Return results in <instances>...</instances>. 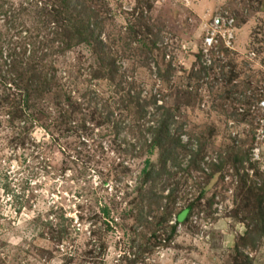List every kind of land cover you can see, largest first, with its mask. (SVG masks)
I'll return each mask as SVG.
<instances>
[{
    "label": "rangeland",
    "instance_id": "rangeland-1",
    "mask_svg": "<svg viewBox=\"0 0 264 264\" xmlns=\"http://www.w3.org/2000/svg\"><path fill=\"white\" fill-rule=\"evenodd\" d=\"M80 1L113 81L94 78L88 44L64 49L45 0H0L1 60L15 46L46 51L39 69L50 80L24 108L0 61V264H264V222L249 219L247 193L264 196V0ZM167 110L180 170L168 161L170 175L142 185L145 160L159 165L147 129Z\"/></svg>",
    "mask_w": 264,
    "mask_h": 264
},
{
    "label": "trees",
    "instance_id": "trees-1",
    "mask_svg": "<svg viewBox=\"0 0 264 264\" xmlns=\"http://www.w3.org/2000/svg\"><path fill=\"white\" fill-rule=\"evenodd\" d=\"M45 1L46 3L50 4V8L52 10L51 12H53L52 16L54 18H60V21H62V26L64 27L63 29L67 32V37H66L67 40L65 41L64 49H68L71 42L73 41H76L77 43L82 42L88 44L92 52L97 57L100 65L98 66V71H95L93 74L94 78L99 79L106 77L107 80L113 81L118 72L117 67L115 65L114 60L111 59V56L104 54L103 52L104 47L102 43L97 39L98 35L95 34V30L96 28H98L99 24L95 22L94 27L92 29L90 28L92 26V23H90L89 20L90 18H92V15L90 16L86 13L85 8L81 5L82 2L80 0L76 2L72 0H45ZM6 22L11 23V21L8 22V19L6 20ZM60 35L61 33H59V31L53 32V36H54L53 38H55V40H57V38H60L57 37ZM55 40L51 39L50 44L56 42ZM42 46L44 48L46 45L42 44ZM20 49H18L16 46L13 49H11V51L8 49V55L7 57H4L3 61L1 60L2 56L0 54V61L6 67L7 74L8 73L10 75L15 74L14 78H12V81L15 84L14 86L18 91H19L18 88L20 89L23 88L22 91L24 94L23 105L24 108H28V102H29L28 100L31 93L34 96H38L41 92L46 91L50 86V80H48L42 74V71L39 69L41 67L39 63H41V61L46 58V51L45 53L40 54L41 55L40 58H37L36 56L37 51H30V50L27 51V49L25 48L24 50L22 49L20 50ZM61 51L62 50H60V52ZM105 59H106V63H104ZM20 86H22V88ZM127 98H129V96H127ZM131 99L132 98H129L128 100L131 102ZM66 100L68 104L71 103L69 99ZM153 104H155V100H153ZM135 106L140 108V110L136 112L138 116L143 117L144 113L142 112V106L137 102ZM157 109L158 111L161 110V108H157ZM111 116L112 113L110 111H107L104 119L108 120L109 117ZM170 118H171V113L168 110L164 111L161 115V118L157 121V126L155 128L147 129L148 133L151 135V138L148 140V142L144 141L145 146L147 152L149 153H152L154 150H158L159 165L158 167L154 166V164L151 163L149 159L145 160L144 166L140 170V180L142 185L147 181H152V182L156 181L164 173L170 175L171 173L166 171L168 161L172 162L170 167L176 168L177 171L180 170V163L177 162V158L176 156H174V154L177 151V149L182 146L180 144L179 139L173 136L169 131ZM126 152L129 151L126 150ZM200 158H202V148H199V150H197L195 153H192V157L190 158L189 165L187 166V168L189 167L193 168L195 166L197 167L198 160ZM234 159H235L234 161L235 164L242 163L241 157H234ZM254 188L255 186L252 185L249 186L247 189V193L251 198V200L253 199L255 205L254 206L255 211L252 213L249 219L252 222H256L259 225H261L264 222V209H263L264 196H262L260 193L263 189L262 190L255 189L256 192H253ZM258 191L260 192L258 193ZM174 193L175 191L172 190L171 194H169V196L167 197L168 198L167 206H165V208L163 209V215H161V217H158L155 223V227H158L162 223L166 222V218L169 215L170 204L175 200ZM151 197L158 201V197L154 195H152ZM192 207L193 205L191 204L185 207L184 209L180 210L174 217L175 224H179L181 222L187 221L188 216L192 211ZM101 213L103 214V216L109 217V211L106 207L101 209ZM260 231L262 232L264 230H260ZM174 232H175V225H172L167 240H170L172 238ZM257 232L258 231L255 230V233ZM253 237L254 234H252L250 231L247 232L246 237L243 236L241 240L243 244H247L253 240Z\"/></svg>",
    "mask_w": 264,
    "mask_h": 264
},
{
    "label": "built area",
    "instance_id": "built-area-1",
    "mask_svg": "<svg viewBox=\"0 0 264 264\" xmlns=\"http://www.w3.org/2000/svg\"><path fill=\"white\" fill-rule=\"evenodd\" d=\"M212 42H213V38H207V39L205 40V43H206L208 46H211Z\"/></svg>",
    "mask_w": 264,
    "mask_h": 264
}]
</instances>
